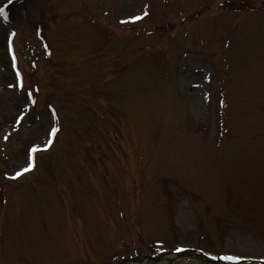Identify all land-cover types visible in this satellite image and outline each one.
<instances>
[{
    "label": "rangeland",
    "instance_id": "1",
    "mask_svg": "<svg viewBox=\"0 0 264 264\" xmlns=\"http://www.w3.org/2000/svg\"><path fill=\"white\" fill-rule=\"evenodd\" d=\"M11 8V24L0 20V264H124L180 247L216 264L264 260V0ZM36 23L44 53L12 56L8 33L38 45ZM33 147L34 167L13 179ZM180 256L157 264H215Z\"/></svg>",
    "mask_w": 264,
    "mask_h": 264
},
{
    "label": "snow or ice",
    "instance_id": "2",
    "mask_svg": "<svg viewBox=\"0 0 264 264\" xmlns=\"http://www.w3.org/2000/svg\"><path fill=\"white\" fill-rule=\"evenodd\" d=\"M12 3V0H7V3L4 4L3 6H0V17H3L6 8L8 7L9 4ZM58 129H51L48 133L49 136L54 137L56 135V132ZM48 143H51V140L48 141ZM44 150H47L46 148ZM38 151L37 148L33 147L30 152L26 153L25 155V164L27 165L26 167L23 168V171H18L15 177H12L13 179H16L20 175L23 174V172L29 171L32 167H34V161L32 159L33 154ZM177 251H182V249H178ZM227 259V257H226Z\"/></svg>",
    "mask_w": 264,
    "mask_h": 264
},
{
    "label": "bare ground",
    "instance_id": "3",
    "mask_svg": "<svg viewBox=\"0 0 264 264\" xmlns=\"http://www.w3.org/2000/svg\"><path fill=\"white\" fill-rule=\"evenodd\" d=\"M167 258H169V257H165V256L162 257V259H167ZM178 258H182V256H180V257L178 256ZM175 259H177V258H175Z\"/></svg>",
    "mask_w": 264,
    "mask_h": 264
}]
</instances>
